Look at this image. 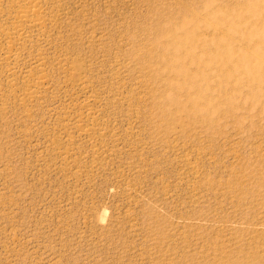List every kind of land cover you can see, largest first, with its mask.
<instances>
[{"label": "rangeland", "instance_id": "374dc122", "mask_svg": "<svg viewBox=\"0 0 264 264\" xmlns=\"http://www.w3.org/2000/svg\"><path fill=\"white\" fill-rule=\"evenodd\" d=\"M0 2V264H264V92L181 25L252 0Z\"/></svg>", "mask_w": 264, "mask_h": 264}, {"label": "bare ground", "instance_id": "6f19581e", "mask_svg": "<svg viewBox=\"0 0 264 264\" xmlns=\"http://www.w3.org/2000/svg\"><path fill=\"white\" fill-rule=\"evenodd\" d=\"M252 2H254V6L250 7L253 9V12L252 16L247 18V22L246 19L240 20L238 14H233L229 10H226V6H218L217 11L220 10L219 13L211 11L209 8L207 14H200L199 16H193L194 14H192L193 17L184 18L181 25L184 30H187V33H190V42L193 46L196 48L201 46L206 49L201 54L197 53L196 49L193 50L192 58L188 60L190 66L195 64V69L197 68L196 72L199 73L205 81L208 80L206 79L207 74L210 73V71L216 70V72L222 74V78H224L222 82L229 83L233 80L237 82L239 87L249 85L251 89L256 90L255 96L260 97V93L264 92V0H252ZM36 3V0H24L22 4H19L20 6L18 5L20 7L19 26L24 27L34 22L32 16L40 12L39 9H37ZM1 12L2 7L0 4V13ZM225 13L227 17L223 16ZM216 18L219 21V25L215 24ZM38 19L40 20L41 18ZM245 23L247 24V29L243 30ZM35 24L37 25L38 22L35 21ZM230 24L233 33L237 34L236 38L231 34L232 32L229 28L226 30L223 28L225 25L227 26ZM16 33L21 35L22 38L21 31H17ZM209 33L210 36H208ZM13 36L15 35L13 34ZM1 38H3V36L0 37V43ZM196 42L198 46L195 45ZM211 51L215 52L214 56L211 55ZM31 89L32 88L29 89L28 95H33V90Z\"/></svg>", "mask_w": 264, "mask_h": 264}]
</instances>
